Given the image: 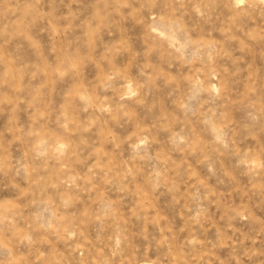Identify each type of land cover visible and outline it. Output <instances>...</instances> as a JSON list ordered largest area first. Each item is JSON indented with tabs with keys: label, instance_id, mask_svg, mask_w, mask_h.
<instances>
[{
	"label": "rangeland",
	"instance_id": "rangeland-1",
	"mask_svg": "<svg viewBox=\"0 0 264 264\" xmlns=\"http://www.w3.org/2000/svg\"><path fill=\"white\" fill-rule=\"evenodd\" d=\"M0 264H264V0H0Z\"/></svg>",
	"mask_w": 264,
	"mask_h": 264
}]
</instances>
